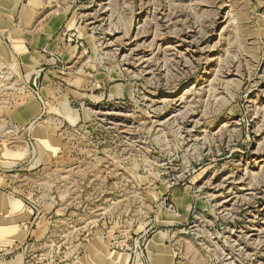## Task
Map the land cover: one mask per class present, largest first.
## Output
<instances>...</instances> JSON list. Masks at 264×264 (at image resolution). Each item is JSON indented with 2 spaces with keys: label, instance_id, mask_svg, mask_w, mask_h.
Masks as SVG:
<instances>
[{
  "label": "rangeland",
  "instance_id": "obj_1",
  "mask_svg": "<svg viewBox=\"0 0 264 264\" xmlns=\"http://www.w3.org/2000/svg\"><path fill=\"white\" fill-rule=\"evenodd\" d=\"M159 231L264 264V0H0V264H153Z\"/></svg>",
  "mask_w": 264,
  "mask_h": 264
},
{
  "label": "bare ground",
  "instance_id": "obj_2",
  "mask_svg": "<svg viewBox=\"0 0 264 264\" xmlns=\"http://www.w3.org/2000/svg\"><path fill=\"white\" fill-rule=\"evenodd\" d=\"M166 237V234L164 232H157L154 234L152 239L149 240L148 243V255L151 262L154 264L153 260L154 257H159L162 262L167 263L168 258L171 260V256H168L166 254V247H164L163 239Z\"/></svg>",
  "mask_w": 264,
  "mask_h": 264
},
{
  "label": "crops",
  "instance_id": "obj_3",
  "mask_svg": "<svg viewBox=\"0 0 264 264\" xmlns=\"http://www.w3.org/2000/svg\"><path fill=\"white\" fill-rule=\"evenodd\" d=\"M163 244H164V247H166V254H168V256H171V262L169 261V262H167V263H164V262H162L160 259H158L159 257L157 256V257H154V260H153V262H154V264H173V260H172V258L174 259V256H173V252L171 251V249L164 243V241H163Z\"/></svg>",
  "mask_w": 264,
  "mask_h": 264
},
{
  "label": "built area",
  "instance_id": "obj_4",
  "mask_svg": "<svg viewBox=\"0 0 264 264\" xmlns=\"http://www.w3.org/2000/svg\"><path fill=\"white\" fill-rule=\"evenodd\" d=\"M39 100H40V102H41L42 104H44V102H43V100H42V98H41V97H39Z\"/></svg>",
  "mask_w": 264,
  "mask_h": 264
}]
</instances>
